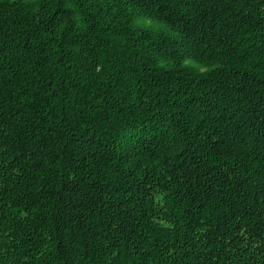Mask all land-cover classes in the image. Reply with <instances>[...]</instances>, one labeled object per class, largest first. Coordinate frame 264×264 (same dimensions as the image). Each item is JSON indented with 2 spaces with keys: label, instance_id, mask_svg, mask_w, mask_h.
Here are the masks:
<instances>
[{
  "label": "trees",
  "instance_id": "obj_1",
  "mask_svg": "<svg viewBox=\"0 0 264 264\" xmlns=\"http://www.w3.org/2000/svg\"><path fill=\"white\" fill-rule=\"evenodd\" d=\"M0 264H264V0H0Z\"/></svg>",
  "mask_w": 264,
  "mask_h": 264
},
{
  "label": "clouds",
  "instance_id": "obj_2",
  "mask_svg": "<svg viewBox=\"0 0 264 264\" xmlns=\"http://www.w3.org/2000/svg\"><path fill=\"white\" fill-rule=\"evenodd\" d=\"M159 21H154L152 18H142L140 20L136 21L137 27H143V28H150L153 24H155L157 27L159 26ZM155 30V29H153Z\"/></svg>",
  "mask_w": 264,
  "mask_h": 264
}]
</instances>
